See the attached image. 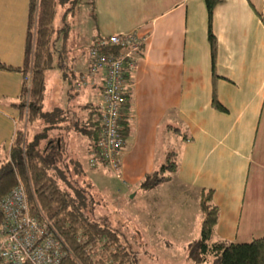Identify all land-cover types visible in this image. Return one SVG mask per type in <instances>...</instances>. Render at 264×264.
Instances as JSON below:
<instances>
[{"label":"crops","instance_id":"crops-1","mask_svg":"<svg viewBox=\"0 0 264 264\" xmlns=\"http://www.w3.org/2000/svg\"><path fill=\"white\" fill-rule=\"evenodd\" d=\"M29 2L0 0V62H24ZM133 2L136 8L123 12ZM263 3L225 0L214 8V70L204 0H95L97 31L90 37L86 27L91 45L98 37L129 31L144 40L126 88L128 129L120 180L129 191L144 195L162 184L176 185L180 195L189 193L199 201L200 211L201 189H213L212 201L219 206L213 240L245 242L264 236V24L258 15ZM72 25L68 33L74 28L85 34V24ZM55 26L60 38L61 27ZM67 35L63 50L54 53L57 62L62 60L57 66L63 72L56 77L62 84L50 92L56 101L46 109V82L43 109L57 116L52 136L62 141L87 182V166L101 165L91 163L89 133L97 117L102 72L90 73L89 56L68 54ZM22 80L21 71L0 69V158L20 123L14 103ZM171 152L178 163L171 179L141 188L143 177L160 169Z\"/></svg>","mask_w":264,"mask_h":264},{"label":"trees","instance_id":"trees-1","mask_svg":"<svg viewBox=\"0 0 264 264\" xmlns=\"http://www.w3.org/2000/svg\"><path fill=\"white\" fill-rule=\"evenodd\" d=\"M223 1L204 0L213 70L217 53V38L212 30L213 12ZM66 2L70 4L68 9L73 13L79 8L80 0H30L24 62L21 66L0 62V69L19 70L24 74L17 102L14 103L20 123L15 127L9 151L0 158V199L18 181L24 184L32 209L46 216L64 238L67 253L59 264H138L136 252L120 228L107 216L94 215V206L88 202L84 189L74 184L79 182L77 178L68 181L71 183L69 188L60 183V179H66L74 170L77 172L78 165L68 158L62 141L52 136L51 130L56 128L57 116L53 111L45 112L43 107L46 71L62 61L55 62L54 41L58 28L54 19L58 3ZM91 3L95 14V0H91ZM258 15L264 24V3ZM108 51L120 53L116 47H109ZM29 73L30 84L27 79ZM125 95L120 125L126 136L128 124L124 117L128 95ZM213 102L221 106L216 98ZM39 119L48 124L30 135L31 127ZM93 124L89 135L92 137L93 157H97L100 131L98 113ZM177 168L175 154L171 152L160 169L143 177L141 188L149 189L170 180V173ZM212 192L213 189H201L200 208L203 218L200 235L187 244L188 259L196 264L210 257L211 264H264V236L245 242L212 239L214 227L219 220V206L212 201Z\"/></svg>","mask_w":264,"mask_h":264},{"label":"rangeland","instance_id":"rangeland-1","mask_svg":"<svg viewBox=\"0 0 264 264\" xmlns=\"http://www.w3.org/2000/svg\"><path fill=\"white\" fill-rule=\"evenodd\" d=\"M140 1L147 4L148 0ZM69 5L68 2L57 5L54 23L60 25L61 29L60 38H56L57 32H55L54 46L56 51L63 50L62 44L68 33V26H73L72 23L85 24V34L78 33L77 29L73 28L67 37L70 39L68 45L71 48L68 54L81 52L87 58L91 44H88L86 27H89L90 37L97 31L93 4L91 0H80V10L75 11L74 15L68 9ZM126 6L122 8L123 12H130L136 8L134 2ZM65 59L68 60L67 55ZM57 60L58 57H55V62ZM61 71L57 64L46 71L48 92L45 100L46 109L56 101L55 96L53 95L54 98L51 99L49 94L55 92L54 86L62 84V81L56 78ZM42 122L44 120L39 119L33 124L30 135L44 127L45 124L43 125ZM87 170V176L84 178L88 179L87 182L74 170L66 179H60V183L69 188L71 183L68 181L77 178L79 182L74 184L78 188H83L84 193L89 199L91 198L87 200L94 206V215L107 216L120 228L131 248L136 252L138 264H196L187 257V244L199 237L203 218L199 201L194 196L182 192L180 195V188L176 185L163 184L146 195L136 194L135 190L129 191L124 186L120 180V171L116 172L103 165L97 168L87 166ZM137 191L140 192L141 189ZM157 197H159L158 201ZM199 264H211V257Z\"/></svg>","mask_w":264,"mask_h":264},{"label":"built area","instance_id":"built-area-1","mask_svg":"<svg viewBox=\"0 0 264 264\" xmlns=\"http://www.w3.org/2000/svg\"><path fill=\"white\" fill-rule=\"evenodd\" d=\"M143 43L136 31H129L98 37L90 47V73L102 72L103 80L96 103L100 131L97 157L91 159L93 165L120 170L125 145L121 110ZM109 47L118 48L120 53L109 52ZM27 79L30 84L31 73ZM0 213V264H59L62 261L67 253L64 238L46 216L32 209L22 182L18 181L0 199Z\"/></svg>","mask_w":264,"mask_h":264}]
</instances>
